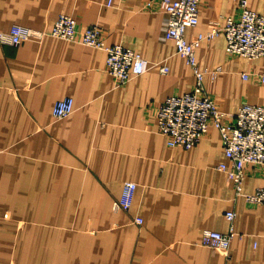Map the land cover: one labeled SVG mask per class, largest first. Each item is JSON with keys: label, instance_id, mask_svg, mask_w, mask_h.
<instances>
[{"label": "crops", "instance_id": "1", "mask_svg": "<svg viewBox=\"0 0 264 264\" xmlns=\"http://www.w3.org/2000/svg\"><path fill=\"white\" fill-rule=\"evenodd\" d=\"M145 1L0 0V32L48 31L67 15L149 62L115 86L103 50L52 36L0 44V264H264V207L235 197L218 170L228 164L218 131L209 126L184 149L156 130L158 106L189 92L194 78L165 38L167 14ZM246 3L264 15V0ZM237 5L200 0L186 40L223 26ZM195 57L201 69L219 68L203 80L218 109L264 104V86L241 78L261 72L263 57H229L223 35L202 41ZM64 97L73 111L55 120ZM126 181L136 185L130 207L115 211ZM242 187L264 188V168L247 165ZM226 211L235 214L228 250L202 246L203 230L228 231Z\"/></svg>", "mask_w": 264, "mask_h": 264}, {"label": "built area", "instance_id": "2", "mask_svg": "<svg viewBox=\"0 0 264 264\" xmlns=\"http://www.w3.org/2000/svg\"><path fill=\"white\" fill-rule=\"evenodd\" d=\"M200 0H146L144 8H155L168 16L165 38L170 40L176 53L189 66L194 83L192 89L180 96L167 97L157 108L156 130L166 138L170 148L189 149L195 146L207 133L209 126L215 128L220 136L222 149L228 164H219L218 170L225 173L235 197H242L249 205L264 207V188H257L252 193L243 192L245 167L247 165L264 168V104L251 105L242 103L235 113L223 112L206 93L203 85L204 76H216L215 70L201 69L195 57V50L204 40L223 35L225 53L230 57H242L247 60L264 58V15L247 8L246 0H238L236 15L225 18L223 26L215 25L196 39L187 41L185 30L193 28L198 22ZM110 4L108 0L107 5ZM101 28L89 25L79 29L76 21L67 15H59L48 31L12 26L8 32H0V44L18 45L25 41H41L45 36L77 42L84 46L103 50L106 54V70L113 78L115 86L124 85L132 76L146 72L149 62L129 48L119 44L106 45ZM166 66L159 71L167 73ZM243 80L255 79L264 86V69L258 73H242ZM73 111V100L64 97L57 100L51 114L55 120L67 117ZM136 185L134 182L123 183L120 197L113 202L115 211H127L130 207ZM229 223L227 232L221 233L205 229L202 231L200 244L212 249L227 251L234 236L232 222L235 214L224 213ZM141 224L140 218H134Z\"/></svg>", "mask_w": 264, "mask_h": 264}]
</instances>
